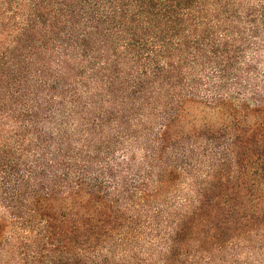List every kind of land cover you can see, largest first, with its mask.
Segmentation results:
<instances>
[{
	"label": "trees",
	"instance_id": "1",
	"mask_svg": "<svg viewBox=\"0 0 264 264\" xmlns=\"http://www.w3.org/2000/svg\"><path fill=\"white\" fill-rule=\"evenodd\" d=\"M0 264H264V0H0Z\"/></svg>",
	"mask_w": 264,
	"mask_h": 264
}]
</instances>
